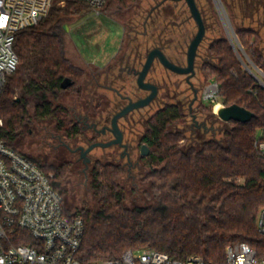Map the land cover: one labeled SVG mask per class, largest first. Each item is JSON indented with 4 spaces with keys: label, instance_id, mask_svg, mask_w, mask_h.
Instances as JSON below:
<instances>
[{
    "label": "trees",
    "instance_id": "1",
    "mask_svg": "<svg viewBox=\"0 0 264 264\" xmlns=\"http://www.w3.org/2000/svg\"><path fill=\"white\" fill-rule=\"evenodd\" d=\"M136 2L107 0L105 11L118 16ZM90 9L86 3L68 0L64 7L53 6L37 25L17 34L14 50L19 65L0 100L4 121L0 139L9 147L15 149L22 128L30 121L31 99L37 102L36 117L54 118L58 129L68 135L80 133L70 111L53 106L51 98L81 86L84 71L65 57V24L69 17ZM237 36L264 74V51L256 47L261 38L250 30H237ZM208 52L211 58L201 70L206 79L218 85L223 104L239 105L255 117L247 123L223 122L226 128L222 138L212 135L206 139L202 131L187 136V116L179 106L159 110L148 120L144 138L152 150L149 163L154 165L144 180L154 205L126 206L127 195L119 182L126 173L122 168L106 166L92 171L97 209L83 207L73 212H82L85 222L76 255L82 264L115 260L127 250L144 249L161 251L177 260L197 255L206 264H221L226 247L237 242L247 243L259 257L264 256V236L257 229V217L264 207V154L256 146L257 141L263 142L259 132L264 129V87L246 70L226 38L215 39ZM66 79L73 84L63 89ZM207 109L216 117L212 107L204 106L201 112ZM175 124L187 129L175 130ZM64 168L56 169L52 179L63 197L67 194L62 185ZM65 210L70 213L66 204ZM30 239L27 232L16 231L13 241L28 244Z\"/></svg>",
    "mask_w": 264,
    "mask_h": 264
},
{
    "label": "rangeland",
    "instance_id": "2",
    "mask_svg": "<svg viewBox=\"0 0 264 264\" xmlns=\"http://www.w3.org/2000/svg\"><path fill=\"white\" fill-rule=\"evenodd\" d=\"M67 1L68 0H54L53 6L64 7ZM163 1L164 0H137L135 6H133L130 11L127 10L124 14L118 16H110L107 14L104 6L100 10L90 9L79 16L69 17L65 24V57L75 67L84 71V78L79 82L82 87L88 88V91L82 93V95H78L75 88L67 89L61 92L57 98H51L52 101H54V104L61 102L67 108L78 106L80 107L77 112L79 114L83 112L82 106L79 105L83 102V99H86L88 103H92L91 101L96 99L94 98L96 89L94 94L92 93L95 88V84L91 80L92 77H97V79H100L101 83L112 81V77H109L108 79V76L106 77L105 75H102L103 72L96 70L93 66L87 65L86 62L89 64H95L99 67L106 65V63H108L121 48L120 54L114 58L108 68V71L112 76H119L120 70L118 67V60L123 54H127L128 56L133 51H140L141 56L144 57V55L156 47L157 44H161L166 46L167 53L172 55L175 47V45L172 44V40H175V38L177 39L178 35L177 29L173 28L174 21L185 20L188 16V12L184 6L185 4H181L183 5V10H181V14L175 18L173 15L175 5L173 2L169 1L165 3L160 10L155 12L150 22L146 25L147 17L152 8ZM214 2V0H200L203 8L209 10L211 8L216 15L218 14V8ZM125 23L126 25L132 23L138 32L130 31L131 28L129 29L128 25L127 30L123 31V24ZM233 26L235 29L236 25ZM209 27L210 29L206 36L208 41L220 37L229 38V35L218 15L217 17L210 19ZM183 30L186 32L189 31L188 27H185ZM190 30L193 33V29ZM186 32H183L182 34ZM137 33H146L147 36L137 37ZM186 36H184V39H181L183 44L188 40L185 39ZM230 36L232 38L231 32ZM208 41L205 42V45L208 44ZM202 50H204V48ZM134 59L135 58L133 57L131 65H134ZM172 59L182 66L186 65V58L183 56H175L172 57ZM138 60L141 59L139 58ZM247 62L255 74L264 81V76L252 67L249 60ZM136 67L138 70L141 69L140 62L136 64ZM201 68L202 62L198 59L196 76L191 80L198 91V100L193 105V113L196 115V119L198 120L197 123L207 121L209 126L208 133H210V131L213 133H211V135L206 133L207 135H204L203 137L209 139L214 135L218 138H222L226 125L223 124L224 121H222L217 113H215V105L207 100L204 104L200 103L208 86L211 84V82L204 77ZM186 78L185 75L175 74L155 63L148 80L159 85L160 91L157 99L150 106L142 108L131 115L132 123H130V125H127L124 120L120 121L121 127L126 132V136L129 140L131 139L134 142L138 141L141 135L146 131V121L153 117L156 111L164 105L180 103L184 107L186 115L189 114L188 104L194 99V93L192 92L191 87L186 83ZM116 87L119 88L124 95L132 97L133 99L144 95V92H142L137 86L136 78H128L125 84L118 82L116 83ZM98 96L105 97L109 100L116 98L112 93L106 91H99ZM36 103L37 102L32 99L28 101L30 121L22 128V134L14 143V148L38 163L45 169L46 173L48 172L50 175L54 176L56 169L65 167L64 169L66 172L63 177L62 185L67 191V194L64 195V197L66 207L70 213H73L77 209H82L83 207H90L96 210L97 200L95 198V191L92 187V171L89 170L85 172L82 167L71 169L70 167L61 165L63 152L60 149L54 151L53 147H51V142L52 144L55 142L53 135L58 136L59 134L63 135V133L57 131V124L55 121L52 122L49 119L42 120L36 117ZM217 103L220 104L221 107L222 105L225 106L223 104V99L220 97ZM204 106L207 108L212 107V113L216 117L213 118L211 116L209 113L210 109H207L205 110L206 112L202 113L201 111ZM0 120L4 126V121L1 117ZM187 122L190 123V119L187 120ZM173 128L181 131L187 129L181 124H175ZM214 131L217 132L215 133ZM85 135H87V138L91 136L90 133ZM187 136H192V133L188 132ZM259 137H262L264 142V129L259 132ZM182 143L189 145V142L187 141H182L181 144ZM109 154L108 151L103 152L102 150L97 149L95 150L93 157L107 161V159H104V155L106 156ZM144 164L147 165V168L144 170L133 171L131 176L126 172L123 178L119 180L127 195V207L133 208L150 204L154 205V203H151V195L150 197L147 196V194L149 195L150 189L149 184H147L148 182L144 180V176L149 171V159L144 160ZM134 175H136V182L133 181Z\"/></svg>",
    "mask_w": 264,
    "mask_h": 264
},
{
    "label": "built area",
    "instance_id": "3",
    "mask_svg": "<svg viewBox=\"0 0 264 264\" xmlns=\"http://www.w3.org/2000/svg\"><path fill=\"white\" fill-rule=\"evenodd\" d=\"M53 1L0 0V100L9 77L19 65L14 50L17 34L46 17ZM75 1L100 10L107 0ZM205 97L211 104H218L216 83L208 86ZM2 126L0 120V129ZM256 146L264 154V142L257 141ZM52 179L53 175L34 160L0 139V264H82L76 255L85 233L83 213L66 212L65 199L54 188ZM257 229L264 236V207L257 217ZM16 231L27 232L30 243H15ZM94 264L206 263L197 255L177 260L164 252L144 249L127 250L118 259ZM221 264H264V256L259 257L247 243L237 242L226 247Z\"/></svg>",
    "mask_w": 264,
    "mask_h": 264
},
{
    "label": "flooded vegetation",
    "instance_id": "4",
    "mask_svg": "<svg viewBox=\"0 0 264 264\" xmlns=\"http://www.w3.org/2000/svg\"><path fill=\"white\" fill-rule=\"evenodd\" d=\"M169 1L173 2L175 5L174 13H173L175 18H177L176 16L180 15L181 14L180 11L183 10V7H182L183 5L181 4H185L184 6L186 7L187 12H188V16L186 17L185 20H182V21L175 20L174 21L173 28L177 29L178 35H177V39L175 38V40L174 39L172 40V44L175 45L172 55L167 53L166 46L161 45V44H157V46L151 49L148 53H146L144 57L141 56L140 51H133L128 56L127 54H123L118 60V67L120 70V75L112 76L111 73L108 71V68L110 67V64L112 63L114 58H116L120 54L121 52V48H120L118 53L108 63H106V65L99 67L95 64H89L86 62L87 65L93 66L94 68H96V70L103 72L102 75H105L106 77L108 76V79L109 77L110 78L112 77V81L101 83L100 79H97V77L95 76L92 77L91 80L95 84V88L93 89L92 93L94 94L95 89H96V93H95L96 96L94 95V98L96 99H93L91 101L92 103H88L86 99H83V102L79 104L82 106L83 112L79 114L77 113L78 109L80 108L78 106L67 108L61 102L54 104V101H51V104H53V106L62 107L64 109L69 110L70 115H71V120L73 121V125L77 126L80 129V133L76 135H68L64 131L59 130L56 125L57 131L60 133H63V135L62 134H59L58 136L53 135V137L55 138V142L54 144H52L51 142V145H52L51 147H53L54 151L58 149L62 150L63 152V156L61 157L62 166H67V167H70L71 169L75 167H82L85 172L89 170L94 171L98 168L106 167V166L119 167L125 170V172H127L130 176L133 171H141L147 168V165L144 164V160L149 159L151 151H152L151 148L144 141V138L147 133V122L148 121H146L145 133L141 135L139 140L136 142L132 141L131 139L129 140V138L126 136V132L122 129L121 124H120V121L124 120V122L127 125H130V123H132L131 115H133L135 112L141 109L130 112L129 114H127L126 116L118 120V126H119L120 131L122 132V142L121 143L113 144L112 146L107 147V148L96 147L90 152H86V151L93 144L110 143V142L115 141L116 137L112 131L113 129L112 124H113V119L115 115L119 113L123 108H125L129 103L137 102L141 99H145L151 94V91H144L140 89L137 84L138 88L142 92H144V95L133 99L132 97L124 95L122 91L116 87V83L120 82L122 84H125L128 78H136V82H137L138 73L143 69L147 61L148 55L152 50L159 49L170 62L174 63L175 65L179 67L185 68L188 66L189 47L199 31V26L195 18L193 17L190 11V8L185 3V1L183 0H164L162 3H159L158 5L154 6L147 17L146 25L150 22L155 12L160 10L161 7ZM196 3L200 11L203 23L205 25V36L203 40L201 41V43L199 44V47L197 49V54H196L195 63H194V74L192 75V73H189V74L175 73L178 75H185L187 77L186 83L191 87V90L194 93V99L192 100L190 104H188V113H189L188 115H186L184 111V107L180 103L169 104V105L179 106L183 114L187 116L186 119L187 120L190 119V123H188V127H187L190 130V133H193V132L196 133L198 131L199 132L202 131L204 132V135H207L208 130H209L208 122L202 121L201 123H197L198 120L196 119V115L193 113V105L198 100V91L194 87L191 80L196 76L197 60L200 59L203 65L207 61H209L211 58L208 50H209L211 43L215 39L211 41H208L206 39L207 33L210 29L209 27L210 19L217 17V15L218 17H220L227 34L230 35V32H231L232 38H234L235 36L237 39V43L235 42L236 50L233 48L235 50V53L237 54L236 51H238L241 57L247 60L249 56L237 36V30L239 31L250 30L256 35H258L261 38V44L256 45V47L264 51V0H236L234 5L229 3V1H226V2H223L222 0H219L217 2L215 1L214 3L217 5V8H218V14L216 15H215V12L213 13L211 8L210 10L203 8L200 3V0H196ZM121 14H124V13H121ZM127 25L129 29L131 28L130 31L138 32L132 23L127 24ZM127 25L126 23L123 24V31L127 30ZM233 25H236L235 29L233 28L234 27ZM185 27H188L189 31L187 32L184 31L183 29ZM189 28L193 29V33ZM183 32H186V33L182 34ZM124 35H123V41H124ZM146 36H147L146 33L145 34L137 33V37H146ZM184 36H186L185 39H188V40H186L185 43L183 44L181 42V39H184ZM226 39L230 42L229 38H226ZM206 41H208L207 45H205ZM122 45H123V42H122ZM203 48L204 50H202ZM175 56L185 57L186 65L182 66L176 61H174L172 57H175ZM133 57L135 58L133 62L134 65H131ZM139 58L141 60H138ZM138 62H140V67H141L140 70H138V68L136 67V64ZM155 63L158 64L160 67H164L160 59L155 58L154 63L145 79L146 83L153 84L154 86L157 87V95L148 106L153 104V102L157 99L159 95V91H160L159 85L157 83H154L148 80V77L151 74ZM87 91H88V88H84L82 86L76 87V93L78 95H82V93L84 92L86 93ZM99 91L110 92L114 96H116V98L109 100L105 97H100L98 96ZM206 100L207 99L204 95L200 103L204 104ZM165 106L167 105H164L163 107L158 109L156 113L159 110L163 109ZM47 119L51 120L52 122L55 121L54 118H47ZM88 133H90L91 136L87 138V135L85 134H88ZM144 147H147L149 149L146 155L143 153ZM97 149H100L103 152L108 151L110 153L109 155H106V156L104 155L105 157L104 159H107V161L106 160L103 161L100 158L97 159L93 157V154L95 150ZM148 165H149L148 168H150V166H154V165H150V163ZM133 178H134L133 181L136 182V179H135L136 175H134Z\"/></svg>",
    "mask_w": 264,
    "mask_h": 264
},
{
    "label": "water",
    "instance_id": "5",
    "mask_svg": "<svg viewBox=\"0 0 264 264\" xmlns=\"http://www.w3.org/2000/svg\"><path fill=\"white\" fill-rule=\"evenodd\" d=\"M183 1H185V3L190 8L191 13H192L193 17L195 18V20L199 26V31H198L196 37L194 38V40L192 41L190 47H189L188 66L185 68L179 67V66L175 65L174 63L170 62L159 49L152 50L148 55L147 61L144 65L143 69L138 73V79H137V84H138L139 88L144 90V91H151V94L145 99H141L137 102L129 103L125 108H123L119 113H117L115 115V117L113 119V124H112V126H113L112 131L116 137L115 141L110 142V143L93 144L87 149L86 152H90L91 150H93L96 147L107 148V147L112 146L113 144L121 143L122 142V132L119 129L118 120L123 118L124 116H126L130 112H133L135 110H139V109L147 107L153 101V99L156 97L157 87L154 86L153 84L145 82V79H146V77H147V75H148V73H149V71H150V69L154 63L155 58H159L161 63L163 64V66L165 68H167L168 70L174 72V73H178V74L192 73V75L194 74L195 57L197 54V49L199 47V44L201 43V41L203 40V38L205 36V25L203 23V20H202L200 11L198 9L196 0H183ZM215 1L217 2L219 0H215ZM234 38L235 39L233 40L231 38V36L229 35L230 43H231L232 47L236 50L237 39L235 36H234ZM236 52H237V55H238L239 59L241 60L242 64L246 68V70L252 76H254L259 81V83L264 87V81H262V79L255 74L253 69H251V67L241 57L240 53L238 51H236ZM247 59L249 60V63L252 65V67L255 70L259 71L261 73V75L264 76V74L261 72V70L251 61V59L250 58H247ZM72 84L73 83L69 79H66L64 81V83L62 84V88L67 89ZM18 101H19V99H18ZM217 115L224 122L235 121V122H240V123L250 122L255 117L254 113H252V112L248 111L247 109L240 107L239 105H236V104L231 105V106H223L217 112ZM148 150L149 149L147 147H144L143 153L146 155Z\"/></svg>",
    "mask_w": 264,
    "mask_h": 264
},
{
    "label": "bare ground",
    "instance_id": "6",
    "mask_svg": "<svg viewBox=\"0 0 264 264\" xmlns=\"http://www.w3.org/2000/svg\"><path fill=\"white\" fill-rule=\"evenodd\" d=\"M221 108H222L221 105L220 104H217L215 106V111L218 112Z\"/></svg>",
    "mask_w": 264,
    "mask_h": 264
}]
</instances>
